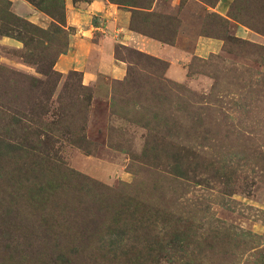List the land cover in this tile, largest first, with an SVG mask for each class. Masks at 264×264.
<instances>
[{"label": "rangeland", "instance_id": "1", "mask_svg": "<svg viewBox=\"0 0 264 264\" xmlns=\"http://www.w3.org/2000/svg\"><path fill=\"white\" fill-rule=\"evenodd\" d=\"M91 1L0 0V264H264V0H99L220 46L115 44L89 80L63 61Z\"/></svg>", "mask_w": 264, "mask_h": 264}, {"label": "crops", "instance_id": "2", "mask_svg": "<svg viewBox=\"0 0 264 264\" xmlns=\"http://www.w3.org/2000/svg\"><path fill=\"white\" fill-rule=\"evenodd\" d=\"M99 3V0L91 1L86 9L87 11H85L89 13V17L85 15L84 17L85 21H88L89 18L98 17V22L102 23L91 25L90 21L85 36L75 35L68 49L67 61L66 59L63 61L67 62V65L74 67L75 70L83 71L84 79H95L97 72L104 73L114 79L122 77L123 67L121 65L124 64L114 59L113 49L115 44H120L126 48L135 49L151 57L163 60L168 65H188L193 58L203 59L210 53L215 54L214 50H217L220 46V42H215L211 39L203 40L201 36L195 39L194 47L191 48L179 47L177 44H163L130 30L127 26L130 18L125 10L113 8L112 5H105L102 2ZM97 8L99 9L97 10ZM212 10L219 14H225L227 7L223 1H220ZM120 19H123L124 22H121ZM77 31L78 33L83 32L79 28ZM95 35L97 41L94 39ZM78 67L80 68L77 69ZM178 71L180 72L176 68L170 69L173 76L178 74Z\"/></svg>", "mask_w": 264, "mask_h": 264}]
</instances>
